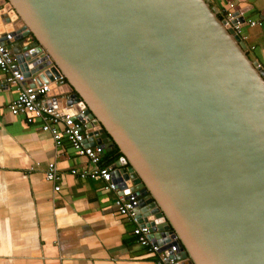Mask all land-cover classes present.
Wrapping results in <instances>:
<instances>
[{
    "label": "water",
    "instance_id": "obj_1",
    "mask_svg": "<svg viewBox=\"0 0 264 264\" xmlns=\"http://www.w3.org/2000/svg\"><path fill=\"white\" fill-rule=\"evenodd\" d=\"M0 23L25 76L44 51L37 83L65 77L84 142L118 147L138 223L191 264H264V69L209 0H0Z\"/></svg>",
    "mask_w": 264,
    "mask_h": 264
},
{
    "label": "crops",
    "instance_id": "obj_2",
    "mask_svg": "<svg viewBox=\"0 0 264 264\" xmlns=\"http://www.w3.org/2000/svg\"><path fill=\"white\" fill-rule=\"evenodd\" d=\"M229 1L245 10L241 35L264 69V0H209L217 9ZM257 19L263 23L246 22ZM16 92L0 70V264H155L136 241V222L117 212L115 194L103 181L70 172L90 166L87 159L68 143L56 147L38 120L28 123L23 114L10 113ZM57 150L60 157L54 156ZM52 159L63 172L57 191L44 174Z\"/></svg>",
    "mask_w": 264,
    "mask_h": 264
},
{
    "label": "built area",
    "instance_id": "obj_3",
    "mask_svg": "<svg viewBox=\"0 0 264 264\" xmlns=\"http://www.w3.org/2000/svg\"><path fill=\"white\" fill-rule=\"evenodd\" d=\"M236 11H238L237 14H235ZM217 13L223 24L232 29L244 41L240 28L245 20L242 22L238 20L241 12L235 10L234 3L229 1L224 9H217ZM246 22L250 26L263 23L261 19ZM0 24L2 27L6 25ZM5 40L12 44L13 33L5 32L3 35L0 33V70L6 75L7 83L16 86L17 90L16 95L8 103L10 113L13 115L23 114L28 123L38 120L40 130L51 136L56 147H62L64 143H68L76 155L87 159L90 166L72 168L70 172L83 179L100 178L103 181L104 189L115 194L114 204L117 212L136 222V226L132 230L136 241L154 257L155 264H191L188 258L180 256L178 236L172 229L167 231L165 237H156L157 229L149 225L147 221L138 223L137 208L140 200L135 192L133 180L123 173L114 175V170L118 169L115 165L116 161L111 164L102 162L104 145H89L84 142L87 137L84 130L87 123L86 116L83 109L71 96L72 92L59 89L67 83L65 77L59 73L58 76L53 75L52 80L37 83L36 78L43 73V70L53 66L50 57L44 51H40L37 55H43V59L38 64H41L43 68L27 77L25 76L26 70L18 62L16 55L10 52ZM33 42L34 39L29 35L25 37L22 45ZM34 69L36 67L32 70ZM26 81L29 82L26 83ZM55 90L57 93L54 92ZM62 99L65 100L64 103H62ZM61 152V150L55 151L54 156L60 157ZM36 164L39 165V162ZM121 167L125 168L126 164ZM44 174L48 181L55 184L54 190H59L58 182L61 180L63 172L58 169L55 160L46 162Z\"/></svg>",
    "mask_w": 264,
    "mask_h": 264
},
{
    "label": "trees",
    "instance_id": "obj_4",
    "mask_svg": "<svg viewBox=\"0 0 264 264\" xmlns=\"http://www.w3.org/2000/svg\"><path fill=\"white\" fill-rule=\"evenodd\" d=\"M122 154L119 151L117 146H114L110 151L103 154L102 162L104 164H111L114 161H116L119 157H121Z\"/></svg>",
    "mask_w": 264,
    "mask_h": 264
},
{
    "label": "bare ground",
    "instance_id": "obj_5",
    "mask_svg": "<svg viewBox=\"0 0 264 264\" xmlns=\"http://www.w3.org/2000/svg\"><path fill=\"white\" fill-rule=\"evenodd\" d=\"M261 67V66H260Z\"/></svg>",
    "mask_w": 264,
    "mask_h": 264
}]
</instances>
